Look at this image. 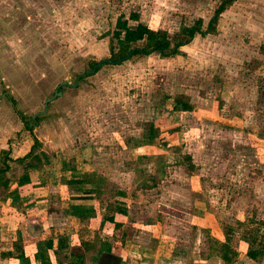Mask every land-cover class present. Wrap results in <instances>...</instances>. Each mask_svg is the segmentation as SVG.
Instances as JSON below:
<instances>
[{"label":"rangeland","instance_id":"374dc122","mask_svg":"<svg viewBox=\"0 0 264 264\" xmlns=\"http://www.w3.org/2000/svg\"><path fill=\"white\" fill-rule=\"evenodd\" d=\"M218 1L0 0V170L11 180L0 199L18 211L34 198L13 202L14 187H37L43 200L25 213L52 226L27 248L39 264L108 252L119 264H251L247 240L264 237V0H236L177 56L132 55L86 75L117 45L118 15L175 42L181 25L201 18L205 30ZM151 124L149 152H135ZM30 152L41 170L17 162ZM227 238L232 263L221 260Z\"/></svg>","mask_w":264,"mask_h":264},{"label":"trees","instance_id":"16d2710c","mask_svg":"<svg viewBox=\"0 0 264 264\" xmlns=\"http://www.w3.org/2000/svg\"><path fill=\"white\" fill-rule=\"evenodd\" d=\"M235 1L236 0H219L217 7L214 11V14L211 17L208 25L205 27V30H203V23L201 18L197 19L191 26L181 25L179 31L176 33L177 41L175 42H172L171 37L168 36V33L166 31L152 30L147 25L138 22L139 16L137 13L130 14L129 18H126L123 14H120L116 18L115 26L112 31L113 40L116 41L117 43V45L114 43L116 46L114 45L113 47V50L116 52L114 53V51L112 50L113 58H115L114 61L124 58L129 53H132V55H148L152 51L159 52L160 55H162V57L177 56L180 52L179 49L187 45L195 37V35L205 36L207 34L213 33L220 14L225 10H227ZM129 20L135 21L137 22V24L135 26H131L129 24ZM141 41L145 42L143 47H139V48L133 47L136 43ZM260 50H262L264 53V44L260 46ZM95 64H92V69L95 66ZM98 70L99 69H97L96 71ZM180 105L183 107V110H187L188 105L181 103ZM175 106L176 103L174 105V108ZM28 130H31V128H29ZM153 138H154L153 125L151 124L150 128L147 131V135H146L147 141L144 143V146L152 145ZM37 145H38V140L34 139V144L32 145V151L33 148L36 147ZM186 159L188 160L191 159V156L186 155ZM4 162L7 164L6 161ZM17 162L19 164H24L25 170L31 169L33 171H38L41 170L43 166L42 159L39 156L32 155V152H30L21 159H17ZM6 173H7V169L0 170V196L3 194L5 189L9 188L10 186L9 184L11 183V180L4 176ZM14 188L15 190L13 192H17V193L14 196L13 202H17L23 199L25 196H29V195H32L34 199L31 201V203L27 204L25 207L22 206V208L18 211L13 209H8V213L6 214L7 216H5V212L3 211L4 218L2 222V228L5 230L10 228L12 231L17 230L18 226L21 223H25L28 219H30V217L26 213H24V209L27 208L28 206H31V204H36V202H40L41 200H43L42 197L37 192L36 193L33 192L34 189L37 188L34 187V185H31L27 189H23L20 186H16ZM5 200H6L5 197H3V199L2 198L0 199L1 202H5ZM78 209L80 210L82 208H78ZM118 210L120 211L121 214L125 213V211L123 213L121 209ZM49 211L51 212L54 210L49 209ZM8 221L10 222V224H7L6 226L5 222L7 223ZM109 221H112V219H109ZM20 241L22 242L24 241V239L20 238ZM63 241L62 240L60 241L58 249H61L63 247L62 244ZM229 242H230V238H227L226 242L221 244L220 251L224 254L221 260L226 261L228 263H232L235 257H233L234 255L233 256L228 255L230 251L228 247ZM247 244H248V251L246 256L250 260L256 263H260L264 259V237H262V241L258 245H257V240L255 239L249 241L247 240ZM253 245H255L256 247L253 248ZM14 247L20 250L19 251L20 253L17 258L24 260L25 257L23 255L21 245L19 246L17 245V243H14ZM44 247L46 250L53 249V240L51 239L47 240L44 243ZM35 256H36L35 258L37 259L38 258L42 259L43 257V255L41 254Z\"/></svg>","mask_w":264,"mask_h":264},{"label":"crops","instance_id":"0c3cea01","mask_svg":"<svg viewBox=\"0 0 264 264\" xmlns=\"http://www.w3.org/2000/svg\"><path fill=\"white\" fill-rule=\"evenodd\" d=\"M135 152H144V154L146 155L147 154V152H149V150H150V148H149V146H138V147H136V148H134L133 149ZM142 154H140L139 156H141ZM263 190H264V185H262V187H261ZM261 189V190H262ZM20 201V200H19ZM18 202V201H17ZM4 206H8V205H6L5 204V202H1ZM16 203V202H15ZM39 202H36V204H34L33 206H35V205H37ZM19 204V203H18ZM260 205H262L263 206V208H264V200H262V202L260 203ZM22 206H24V205H22ZM12 205L10 204L8 207H6V208H8V209H12ZM30 207V206H29ZM3 208V207H2ZM2 208H0V210L2 209ZM28 208V207H27ZM27 208H25L24 209V213H25V210H27ZM14 210V209H13ZM33 210H35V209H33ZM27 212V211H26ZM31 212L32 211H28L26 214L29 216V217H31ZM36 212H39L38 210H36ZM52 212V211H51ZM2 213H3V211H2ZM2 213H0V260H8V259H11V260H13V261H21L22 259H18L17 257H18V255H19V251L20 250H18V249H16L15 247H14V243H17V245H21V248H22V252H23V255H24V257L25 258H31V257H34V253H35V255H36V252L37 251H35L36 249H34L33 250V253H28V251H27V248L28 247H34V248H36V244L37 243H35V241L33 240V238L32 237H35V235L34 236H32V235H30V233H29V231H28V224H29V219L25 222V223H21L19 226H18V229L17 230H13V231H10V232H8V231H4V232H2V230L3 229H1V227H2V222H3V218H4V213H3V216H2ZM43 226V228H42V230L40 229V234H38V235H40V237L46 232V231H50L51 230V227H50V225H49V223H48V225H42ZM24 227V231H22V228ZM37 235V236H38ZM37 236H36V240L38 239L37 238ZM39 237V236H38ZM20 238H22V239H24V241H20ZM55 238V237H54ZM57 238V237H56ZM51 240H53L52 238H50ZM49 239V240H50ZM60 239H62L63 240V238H60ZM30 240L32 241H34V244L33 243H30ZM55 245L53 244V247H54ZM15 248V249H14ZM20 248V247H19ZM60 250V249H59ZM55 252V250L54 251H51V250H48L47 251V255L48 256H51V255H53V253ZM41 254V253H40ZM45 254V255H46ZM29 261H30V259H28ZM40 260L41 259H37L36 260V264H39V262H40ZM251 264H264V259L260 262V263H256V262H254V261H252V260H248Z\"/></svg>","mask_w":264,"mask_h":264},{"label":"flooded vegetation","instance_id":"af4514ba","mask_svg":"<svg viewBox=\"0 0 264 264\" xmlns=\"http://www.w3.org/2000/svg\"><path fill=\"white\" fill-rule=\"evenodd\" d=\"M68 85H69V80H68L67 86ZM51 100H52V98L51 99H47L44 102L43 111H41L40 113H37V114L33 115L32 116V119L33 120H35L37 118V121H38L40 119V117L47 112L48 106H49V103L51 102ZM47 101H49V102H47ZM46 102H47V105L45 106ZM20 115H22V114L20 113ZM27 128L29 129V128H31V126L28 125ZM31 130H33V129L31 128ZM49 213L51 214V212H49ZM52 213H56V211H52ZM43 224H45V223L40 222L39 220L33 218V216L30 217L29 224H28V231H29L30 235L34 236V235L40 234V229L42 230V228H43L42 225ZM50 227H52V226H50ZM118 260L119 259L115 255H113V254H111V253L108 252V253H103L99 257V259H97L96 264H118Z\"/></svg>","mask_w":264,"mask_h":264},{"label":"water","instance_id":"95a60500","mask_svg":"<svg viewBox=\"0 0 264 264\" xmlns=\"http://www.w3.org/2000/svg\"><path fill=\"white\" fill-rule=\"evenodd\" d=\"M110 51L112 52L111 47H110ZM131 56H132V53H129L122 59H119L117 61H112L113 55H112V53H110V55H109V57L107 59H104V60H101V61L97 62L95 64V66L93 67V69L91 71L87 72L86 75H90V74L95 73L97 69L101 68L102 66H104L106 64L120 65L124 61L128 60ZM67 84H68V80H66L65 82L61 83L58 87L67 86ZM56 94H58V93H55L54 97L56 96ZM47 102H49V101H47ZM47 102H46L45 106L47 105ZM118 264H119V260H118Z\"/></svg>","mask_w":264,"mask_h":264}]
</instances>
